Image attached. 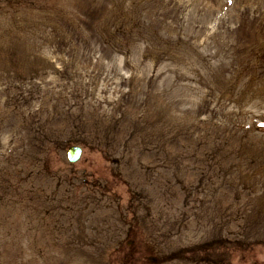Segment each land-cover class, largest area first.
<instances>
[{"label": "rangeland", "instance_id": "374dc122", "mask_svg": "<svg viewBox=\"0 0 264 264\" xmlns=\"http://www.w3.org/2000/svg\"><path fill=\"white\" fill-rule=\"evenodd\" d=\"M0 264H264V0H0Z\"/></svg>", "mask_w": 264, "mask_h": 264}, {"label": "water", "instance_id": "95a60500", "mask_svg": "<svg viewBox=\"0 0 264 264\" xmlns=\"http://www.w3.org/2000/svg\"><path fill=\"white\" fill-rule=\"evenodd\" d=\"M81 149L77 146H71L67 150V158L70 162L76 161L80 156Z\"/></svg>", "mask_w": 264, "mask_h": 264}]
</instances>
